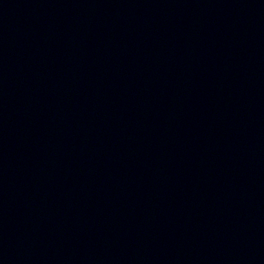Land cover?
<instances>
[{"label": "water", "instance_id": "obj_1", "mask_svg": "<svg viewBox=\"0 0 264 264\" xmlns=\"http://www.w3.org/2000/svg\"><path fill=\"white\" fill-rule=\"evenodd\" d=\"M0 264H264V0H0Z\"/></svg>", "mask_w": 264, "mask_h": 264}]
</instances>
